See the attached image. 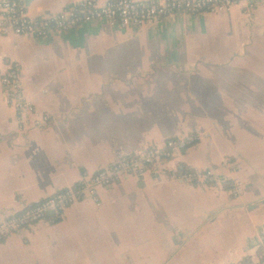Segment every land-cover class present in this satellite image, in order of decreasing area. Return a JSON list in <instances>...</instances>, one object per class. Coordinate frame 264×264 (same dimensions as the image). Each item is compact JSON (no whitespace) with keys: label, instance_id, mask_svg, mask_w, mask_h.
<instances>
[{"label":"crops","instance_id":"crops-1","mask_svg":"<svg viewBox=\"0 0 264 264\" xmlns=\"http://www.w3.org/2000/svg\"><path fill=\"white\" fill-rule=\"evenodd\" d=\"M33 16L88 0H21ZM103 5L107 0H89ZM131 36L93 23L0 36V69L53 122L22 126L0 87V221L120 158L193 134L170 164L236 182L234 200L147 175L97 189L59 224L0 242V264H237L264 244V0ZM98 33V34H97ZM225 162L230 167H225Z\"/></svg>","mask_w":264,"mask_h":264},{"label":"built area","instance_id":"built-area-1","mask_svg":"<svg viewBox=\"0 0 264 264\" xmlns=\"http://www.w3.org/2000/svg\"><path fill=\"white\" fill-rule=\"evenodd\" d=\"M237 6L243 8L250 21V10L257 5L255 0H107L103 5L88 0L50 16H33L21 0H0V36L45 39L51 33H64L93 23H105L110 28L135 36L167 21L179 18L200 21L210 14L228 13ZM19 72L17 64L0 69L2 99L15 112L22 126L34 130L44 129L53 122L52 117L24 98L18 79ZM195 140L197 137L191 134L165 140L124 156L90 176L83 175L75 185L25 207L19 212L20 215L17 213L0 221V242L31 234L39 225L50 223L46 220L50 215L61 219L71 206L86 200L96 201L97 189L119 185L128 179L143 182L147 175H157L202 189L209 183L221 185L222 180L211 170H192L191 174L181 176L175 173L171 178L170 164L174 165V162L181 160L182 154ZM225 167H230V163L225 162ZM231 185L234 190L230 194L238 199L242 193L241 187L236 182ZM251 264H264V260L252 261Z\"/></svg>","mask_w":264,"mask_h":264},{"label":"trees","instance_id":"trees-1","mask_svg":"<svg viewBox=\"0 0 264 264\" xmlns=\"http://www.w3.org/2000/svg\"><path fill=\"white\" fill-rule=\"evenodd\" d=\"M67 8V7H66ZM64 9V8H63ZM61 11V10H60ZM188 19V18H187ZM190 20V19H189ZM69 32V31H67ZM66 33V32H64ZM191 136H195L191 133ZM164 142V141H163ZM197 144V140L193 141V143H191L186 149L187 151L192 148L193 146H195ZM185 149V150H186ZM185 151V153L187 152ZM185 153L182 154V156L185 155ZM192 173V170L187 168L186 165L184 164H178L177 166V170H176V175L177 176H181V175H184V174H191ZM134 180V179H133ZM142 182V181H141ZM232 182L230 181H227V180H222V183L221 185L217 186L215 183H209L206 185V188L205 189H202V188H198V186H194V188L196 189H199V190H202V191H208V190H215L217 188H220L223 192H228L230 194L231 190H234V187L231 185ZM189 186V185H188ZM192 187V186H191ZM231 195V194H230ZM234 199V198H233ZM236 200V199H234ZM20 215V213L18 214ZM47 222H50V223H53V224H59L61 219L59 216H53V218H46ZM256 257L259 261H263L264 260V244L259 247L256 251ZM252 260L251 258L247 257L243 260V263L242 264H251Z\"/></svg>","mask_w":264,"mask_h":264},{"label":"rangeland","instance_id":"rangeland-1","mask_svg":"<svg viewBox=\"0 0 264 264\" xmlns=\"http://www.w3.org/2000/svg\"><path fill=\"white\" fill-rule=\"evenodd\" d=\"M256 11H257V6H254V7L250 10V12H251V16H252V19H254ZM228 13H229V12H228ZM218 14H221V13H214V14H210V15H218ZM208 16H209V15H208ZM245 17L248 19L247 15H245ZM251 22H253V21L251 20ZM89 25H90V24H89ZM100 25H105V23H100ZM121 33H122V34H125V33L122 32V31H121ZM97 34H98V33H97Z\"/></svg>","mask_w":264,"mask_h":264},{"label":"water","instance_id":"water-1","mask_svg":"<svg viewBox=\"0 0 264 264\" xmlns=\"http://www.w3.org/2000/svg\"><path fill=\"white\" fill-rule=\"evenodd\" d=\"M49 217H50V218H53V216H52V215H50Z\"/></svg>","mask_w":264,"mask_h":264}]
</instances>
